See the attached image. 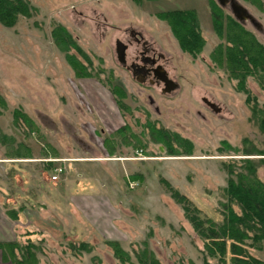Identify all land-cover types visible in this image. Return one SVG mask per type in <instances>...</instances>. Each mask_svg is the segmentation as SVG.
I'll list each match as a JSON object with an SVG mask.
<instances>
[{
  "label": "rangeland",
  "instance_id": "rangeland-1",
  "mask_svg": "<svg viewBox=\"0 0 264 264\" xmlns=\"http://www.w3.org/2000/svg\"><path fill=\"white\" fill-rule=\"evenodd\" d=\"M24 1L28 14H18L10 26L0 21V94L7 102L0 112V182L14 177L11 164L16 162L10 158L27 148L41 155L47 150L67 154L82 145L107 153L113 149L109 158L123 159L108 161L114 170L87 163L86 175L100 172L99 183L104 186L95 191L108 203L107 210L98 205L84 208L79 198L69 206L61 185L55 189L58 198L54 192L51 195L53 188L44 187L28 214L41 211L32 228L48 235L21 229L2 204L0 241L31 245L37 264H126L107 239L120 242L130 256L128 264L139 263L136 254L145 249L160 264H218L219 257L206 251L207 239L161 179L187 195L202 219L223 222L225 163L264 150V130L251 106L264 115V83L254 74L243 81L234 76L227 64L229 36L241 24L264 45V0H237L253 19L243 22L229 3L221 5L218 0H49V12L42 8L46 3ZM176 9L195 11L202 36L196 51L180 45L164 16ZM58 26L76 45H66L63 33L55 37ZM129 28L141 30L163 53L176 88L163 93L161 85H142L122 69L116 39H127ZM72 62L84 67L76 71ZM86 71L88 75L77 73ZM123 85L128 109L117 102L122 100ZM245 91L254 98L250 103ZM148 95L154 98L153 105ZM121 126H126L124 137L116 133ZM58 160L63 161H55L61 163L53 169L68 167V159ZM41 167L47 162L42 161ZM136 175L140 177L133 179ZM258 175L264 180L263 166ZM245 247L264 260V239L259 247L247 240ZM15 252L20 257L18 248ZM225 257L232 264L230 241ZM0 264H16L3 248Z\"/></svg>",
  "mask_w": 264,
  "mask_h": 264
},
{
  "label": "trees",
  "instance_id": "trees-1",
  "mask_svg": "<svg viewBox=\"0 0 264 264\" xmlns=\"http://www.w3.org/2000/svg\"><path fill=\"white\" fill-rule=\"evenodd\" d=\"M28 8V3L24 0H0V21L7 26L13 25L18 14L29 13ZM164 16L169 19L172 30L184 49L191 52L201 47L202 36L195 11L176 9L165 12ZM232 22L234 21L232 20ZM236 24L238 23L236 22L234 26ZM238 25L240 27L237 26L238 29L235 31L232 28L229 36L232 44L228 46L226 53L228 67L232 69L235 77L237 74V78L241 81L245 80L249 74H254L264 83V45L243 29L241 24ZM61 33L66 35V37L61 35L66 45H76L63 27L55 28L54 35L56 38L60 37L59 34ZM72 64L76 67V71H79L80 67H84L83 65L77 66L75 62ZM77 73L88 75L87 71ZM245 92L248 93L247 102L250 103L254 98L249 94V91ZM120 94L121 97L125 95L121 89ZM117 102L121 108L128 109L122 100H117ZM6 104L5 98L0 94V112L6 108ZM251 106L255 117L260 118L264 130L263 111L256 106ZM26 117L28 121H32L28 116ZM125 127H119L116 133L124 137L123 130ZM151 128L155 129V126L151 125ZM162 129L164 128H157L161 132L165 131ZM123 140L126 142L125 138ZM164 141L171 148L170 140L167 141L164 138ZM170 148L169 151H172ZM112 151L113 149H111ZM244 154V157L232 158L224 165L227 171V184L224 188L226 201L221 203L224 220L220 224L210 218L202 219L199 209L191 203L187 195L174 188L167 179H161L171 191L172 197L183 204L185 215L193 223L195 229L207 239L206 251L210 256L219 257L218 264H227L225 254L227 253L228 241H230L232 264H264V260L251 255L245 247L247 240L251 241V246L259 247L264 239V180L258 175L259 168L264 167V150L257 154ZM137 178L139 177L133 176V179ZM235 207L238 208V211ZM105 242L113 247L119 260L121 259L123 263L128 264L130 256L118 240L107 239ZM81 243L83 247L87 245L86 242ZM0 248L5 249L16 264H37L35 252L31 245L20 246L17 242L0 241ZM15 248L20 250V257L16 256ZM136 256L139 261L137 264H160L155 255L152 252L149 253L147 249L138 251ZM206 263L210 264L209 262Z\"/></svg>",
  "mask_w": 264,
  "mask_h": 264
},
{
  "label": "crops",
  "instance_id": "crops-1",
  "mask_svg": "<svg viewBox=\"0 0 264 264\" xmlns=\"http://www.w3.org/2000/svg\"><path fill=\"white\" fill-rule=\"evenodd\" d=\"M37 1L38 4L46 3V6L42 8H48V12L49 10H51L49 9V0ZM81 146H79L78 148L74 146V148H71L72 151H69V153L67 154L60 152V150H57V153L54 150L53 153L47 150L45 151V153H42V155L40 154V152L35 151L33 148L28 149L26 147V150H28L26 151V153L17 154L14 157L10 158L12 162H16L15 164L19 166L11 164L15 169L13 172L15 174L14 177L10 180H4L3 183L0 182V193L3 194H0V205L4 204V208L8 210L6 214L10 220L19 223L21 229L25 227L27 229L26 231H30L31 235H42V237L47 236L48 234H44V231L39 230L38 228H32V223L36 222L38 219H41V211L36 210L37 212L35 213V216H31L28 213H30L31 211L30 205L34 204V201H36L35 198H37L39 194L41 196V191H43L42 189L44 187H49L51 190L53 188V191H51V195L54 194L56 195L55 197L58 198V193H55V189H58L59 187L58 185H61V187H63V190L67 191H62L61 193H63V195H65V193L67 194L63 199L67 201L69 206H75L76 203L74 202V198H79L84 208L91 209L93 207L95 208L96 205H98L100 209L105 208V210H107L106 206H108V203L102 199V196H97V192L95 191L96 189H100L101 191V186H104L103 183H99L102 179L100 172L98 170H96V172L91 171V173H88L86 175L85 171L87 163L95 162L99 164L101 168L109 167L110 169L114 170L116 169V167H113V164L108 161L121 160L123 158H109L114 154L113 151L111 153L110 150L109 153H107L88 148L83 149ZM88 150H90L89 153H87ZM58 159H68L69 165L68 167H65L64 172L59 175L58 180H52L50 179L51 175L49 176L48 173L51 170V174H53V166L61 163L55 161H63ZM42 161L47 162V167H41ZM3 168L4 170L6 169L5 166H3ZM6 171H10V169ZM109 172L114 175L113 172ZM93 173L98 174V176L93 175ZM136 176L140 177L139 175ZM53 185L55 186V188L53 187ZM6 206L10 207L8 208ZM12 207H14L15 209L14 212H11V210H13ZM24 220L30 221L31 223L26 224ZM20 232L22 231L20 230Z\"/></svg>",
  "mask_w": 264,
  "mask_h": 264
},
{
  "label": "flooded vegetation",
  "instance_id": "flooded-vegetation-1",
  "mask_svg": "<svg viewBox=\"0 0 264 264\" xmlns=\"http://www.w3.org/2000/svg\"><path fill=\"white\" fill-rule=\"evenodd\" d=\"M228 3L231 7L230 0ZM126 32L127 39H116V55L122 69L128 72L132 79L142 85H161L160 88L163 93L170 92L176 88L178 83L169 75L164 65V55L157 49L154 42L146 38L141 30L129 28L126 29ZM129 48L132 50L130 55H128ZM121 89L125 93L121 97L123 102L128 91L125 85ZM148 100L151 105L155 103L151 95H148ZM155 110L159 111L158 106L155 107Z\"/></svg>",
  "mask_w": 264,
  "mask_h": 264
},
{
  "label": "water",
  "instance_id": "water-1",
  "mask_svg": "<svg viewBox=\"0 0 264 264\" xmlns=\"http://www.w3.org/2000/svg\"><path fill=\"white\" fill-rule=\"evenodd\" d=\"M218 1L220 2L221 5H225V4H227L229 2V0H218ZM230 1H231L232 11H233L235 17L239 21L243 22L246 18H249V19L253 20L252 16L249 14L247 8H245L237 0H230ZM255 24H256V22H255ZM160 149L162 150V146H160Z\"/></svg>",
  "mask_w": 264,
  "mask_h": 264
},
{
  "label": "built area",
  "instance_id": "built-area-1",
  "mask_svg": "<svg viewBox=\"0 0 264 264\" xmlns=\"http://www.w3.org/2000/svg\"><path fill=\"white\" fill-rule=\"evenodd\" d=\"M55 173L51 176L52 180H57L59 175L64 172V166H57L54 168Z\"/></svg>",
  "mask_w": 264,
  "mask_h": 264
}]
</instances>
